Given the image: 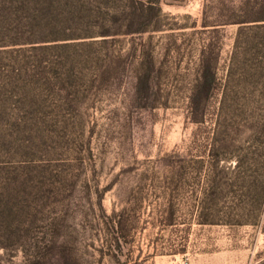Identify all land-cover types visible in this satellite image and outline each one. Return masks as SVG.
Masks as SVG:
<instances>
[{"label":"rangeland","instance_id":"374dc122","mask_svg":"<svg viewBox=\"0 0 264 264\" xmlns=\"http://www.w3.org/2000/svg\"><path fill=\"white\" fill-rule=\"evenodd\" d=\"M81 2L52 42L0 48V264H261L264 219L200 225L173 180L203 52L222 77L243 1L160 0L159 30L108 37L127 1Z\"/></svg>","mask_w":264,"mask_h":264},{"label":"trees","instance_id":"16d2710c","mask_svg":"<svg viewBox=\"0 0 264 264\" xmlns=\"http://www.w3.org/2000/svg\"><path fill=\"white\" fill-rule=\"evenodd\" d=\"M81 1L0 0V48L52 42L40 36L46 30H57L55 13L64 8L59 16H73L82 11ZM126 1L122 9H106L111 28L116 29L104 37L121 34L126 20L131 26L137 24L127 33L159 30L160 0ZM242 1L233 21L238 30L222 77L207 50L203 52L191 103V118L198 130L187 149L190 161L181 167V174L173 175V180L189 182L201 212L200 225L256 228L264 219V0L256 5ZM96 8L103 9L100 3ZM213 98L217 105L211 108Z\"/></svg>","mask_w":264,"mask_h":264},{"label":"water","instance_id":"95a60500","mask_svg":"<svg viewBox=\"0 0 264 264\" xmlns=\"http://www.w3.org/2000/svg\"><path fill=\"white\" fill-rule=\"evenodd\" d=\"M173 2H175V1H173Z\"/></svg>","mask_w":264,"mask_h":264},{"label":"crops","instance_id":"0c3cea01","mask_svg":"<svg viewBox=\"0 0 264 264\" xmlns=\"http://www.w3.org/2000/svg\"><path fill=\"white\" fill-rule=\"evenodd\" d=\"M257 264V263H256Z\"/></svg>","mask_w":264,"mask_h":264}]
</instances>
